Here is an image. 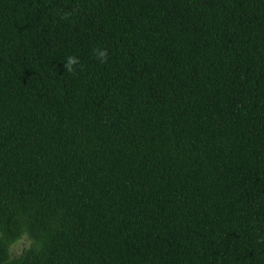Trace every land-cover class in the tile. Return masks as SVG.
I'll return each mask as SVG.
<instances>
[{
	"label": "trees",
	"instance_id": "obj_1",
	"mask_svg": "<svg viewBox=\"0 0 264 264\" xmlns=\"http://www.w3.org/2000/svg\"><path fill=\"white\" fill-rule=\"evenodd\" d=\"M0 264H264V0H0Z\"/></svg>",
	"mask_w": 264,
	"mask_h": 264
},
{
	"label": "clouds",
	"instance_id": "obj_2",
	"mask_svg": "<svg viewBox=\"0 0 264 264\" xmlns=\"http://www.w3.org/2000/svg\"><path fill=\"white\" fill-rule=\"evenodd\" d=\"M68 14H65V17L67 16ZM65 17H62V18H65ZM94 51H96L94 49ZM98 58L101 60V62H105L106 59H107V53H106V50L104 51H99L98 52ZM79 63V60L78 58L76 57H69L67 62L64 64V68L70 72V73H74V68H73V65L75 64H78Z\"/></svg>",
	"mask_w": 264,
	"mask_h": 264
},
{
	"label": "rangeland",
	"instance_id": "obj_3",
	"mask_svg": "<svg viewBox=\"0 0 264 264\" xmlns=\"http://www.w3.org/2000/svg\"><path fill=\"white\" fill-rule=\"evenodd\" d=\"M29 243V239L26 235H23L16 241H14L10 246V254L12 256L18 255L23 248H25Z\"/></svg>",
	"mask_w": 264,
	"mask_h": 264
}]
</instances>
